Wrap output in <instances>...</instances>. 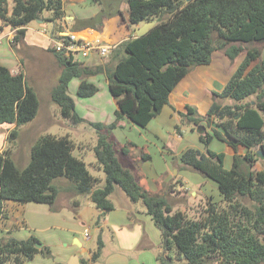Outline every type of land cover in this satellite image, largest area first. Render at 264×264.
Instances as JSON below:
<instances>
[{"label":"trees","instance_id":"obj_1","mask_svg":"<svg viewBox=\"0 0 264 264\" xmlns=\"http://www.w3.org/2000/svg\"><path fill=\"white\" fill-rule=\"evenodd\" d=\"M93 1L102 10L89 19H77L76 30L102 27L106 19L122 15L123 0ZM124 1L129 7L130 25L142 26L154 20L157 25L142 37L134 31L112 52L108 64L92 67L73 63L50 50L62 67L51 98L62 116L73 123L84 119L69 94L72 81L81 80L79 98L99 93V86L90 77L103 75L108 81L117 105L115 120L93 124L97 132L94 153L106 175L105 185L96 187L100 180L90 174L83 160L74 156V143L69 137L45 135L35 140L24 169L17 166L12 147L8 146L0 153V221L7 201L47 204L55 210L63 189L75 197H89L101 211L97 221L100 224L115 209L111 198L116 189H121L130 201L143 203L161 230V264H176L172 257L175 252L188 264H264V171L252 170L254 161L262 159L259 153L264 154V60H260L259 49L237 45L264 44V0ZM45 11L52 14L50 22L55 24V31L63 29L57 22L66 16L64 0H0V21L15 30L11 44L16 52L24 43L27 26L41 20ZM218 51H225L230 60L244 52L246 55L223 90L214 92L206 116L191 105L178 112L183 123L198 129L205 145V152L187 150L181 162L186 169L214 181L222 196L220 203H209L203 216L192 218L183 211H174L165 196L155 195L141 185L134 172L121 162L111 135L124 120L147 128L170 104L179 83L194 68L211 65ZM252 97L255 100L246 102ZM224 100L234 105H224ZM39 112V97L25 73L13 74L0 63V126L16 125L9 133V145L19 139L21 128L33 122ZM214 139L234 150L231 168L225 165L224 153L210 149ZM121 152L128 155L129 148ZM58 179H64L67 186L56 185ZM72 206L76 209L80 202L73 200ZM38 243L35 236L26 240L0 238V264H26L36 255L51 257V249L37 248ZM103 248L101 237L91 260L81 264L98 261Z\"/></svg>","mask_w":264,"mask_h":264},{"label":"rangeland","instance_id":"obj_2","mask_svg":"<svg viewBox=\"0 0 264 264\" xmlns=\"http://www.w3.org/2000/svg\"><path fill=\"white\" fill-rule=\"evenodd\" d=\"M72 4L73 5H71L70 3L65 4V8L69 15L76 17V24L78 21L77 19L85 17L89 19L102 10V7L99 6L93 0H77L76 3ZM68 6H70V8ZM120 9L122 11H126L128 9V4L126 3V1H121ZM46 14L50 15L51 13L49 11H45L44 15ZM33 25L39 26L38 23H33ZM0 28L1 33L3 27ZM47 29H52V23L47 24ZM75 31L76 26L72 27L69 32L75 33ZM82 37L88 39L84 36ZM213 38L216 41L217 35L214 34ZM110 45L114 46L115 44ZM237 45H241L245 49H259L262 53V57L260 60H264V44L255 43ZM245 55L246 52L242 53L238 59L230 60L225 55V51H218L213 56L212 64L213 69L219 70V74L217 75L215 73V70H213L211 67L208 69V72L211 74L212 77H216L219 81L227 84L228 80L231 78L237 66H239V64L244 59ZM41 56H43L44 59H35L27 67V71H23L26 75L28 84L33 87L37 92V95L40 100V112L38 117L33 122L28 123L27 125L21 128L20 138L16 141L11 142V144L9 145V147H12V150L15 152L14 156L15 158H17V166L20 169H24L29 164L32 144L41 136L52 135L58 138L69 137V139H71L74 143V156L83 160L86 163L90 174L100 180V184L98 183L96 187H103L105 185L106 175L104 173L103 168L98 164L94 153V148L97 145V132L93 127V124H107L106 122H108V119L110 117H112V120L109 123H112L115 120V111L117 109V105L114 101V98L112 97L109 91L108 85L105 83L106 78L104 76L98 77L96 84L99 86L100 91L95 97L91 98L78 97L77 90L81 80H74L73 84L71 85V89H69V94L76 100L77 113L84 119L82 123L75 124L69 119L64 118L61 114L60 108L52 101V91L58 84V79L53 80L51 78V75L56 73V70L54 65H52V59L50 58V56L49 58H47V56L38 55V57ZM92 56L93 54L88 59L84 60L86 65L87 62L89 63L91 61V59L93 58ZM110 57L111 56L102 59V65L108 64L107 62H110L111 60ZM46 58L47 63L45 60ZM97 58L99 59L100 57ZM199 67L194 68L189 73V75H195V69ZM199 70L206 69L199 68ZM206 73H203V75H205ZM210 82L216 83V81ZM217 85H220L222 87L224 86L216 83L214 87H220ZM75 89L76 91H74ZM252 100H255V98H249L246 102ZM212 101H214V92ZM222 104L234 105V102L231 100H224L222 101ZM125 121L130 123V121L128 120ZM178 125L180 127L179 130L177 129L178 134H180L179 132L183 133V131H185L184 135L188 136L191 135V133L193 132L192 130L199 132L197 128L194 129L193 126L183 123L182 119H180ZM14 126L16 125H12L10 127L13 128ZM125 129L126 130L124 132H121V134L125 135L126 137H128V139H131L133 141H140L139 139H141V136L138 132L133 131L130 127H127ZM166 138L170 140L171 136L166 134ZM113 140L114 136L111 137V141ZM214 141L220 140L214 139L212 141V148H210L211 150L219 148V146H221V144L217 142L215 143L216 145L213 146ZM128 148L131 150L130 153L133 154L134 158H143V156H140L142 155V152L139 148L136 149L132 148L131 146H128ZM118 149L120 148L118 147ZM157 156L159 157V155ZM227 167L230 168L231 166L227 164ZM252 170H254L255 172L264 171L263 158L258 161H254V166ZM193 172L194 171L186 175V185L182 184V178H180L181 182L174 181V183L162 190V192L164 193L163 196L167 198L174 211H183L185 213H188V215L192 218H199L205 214V210H207L209 203H220V200H222V198H219L215 191H213L210 195H206L205 197H202V194L200 193L196 194L198 192L199 185L205 184L203 185V187L207 188L208 185H206V181L203 179V174L199 172ZM141 181L143 185H146V181L148 180L144 179ZM55 184H58L61 187L67 186V182L64 179L56 180ZM157 184L162 185L160 181L157 182ZM209 184L215 185L216 183L210 180ZM185 187L192 191L193 195L196 194V196H192L190 192L184 191L186 189ZM120 193L124 196V198L128 199L126 194L121 189ZM62 196H67V194L64 193L63 189L59 197V202H62ZM129 202L130 204H132V206H135V203L130 201V199ZM113 203L116 207H123V201L121 198H118L117 200L113 199ZM244 203L248 204L250 203V201L244 200ZM27 204H30V206L27 210L26 221L28 220L29 223H38V226L42 227H40L41 230L35 231L36 228L25 225L18 230L15 236L16 239L26 240L29 239L30 236H35L40 241V243L38 244H41L42 247H49L52 252L51 257H45L43 255L39 256L31 264H56L61 262L64 259V256L68 259L69 263L73 257V255H70L72 252L80 253V261H90L95 251H97V248L99 246V239L102 236L104 248L100 259L96 261L95 264H161L159 259L164 254V249L162 246V232L154 224L153 221L150 222L151 227L149 228V230H147V232L150 231V235L152 237V245L143 242L132 250L123 251L121 249V246L118 245L114 230H112L107 225H105L103 229L99 227L100 224H98L97 221L101 214V211L96 207L92 200L88 199L86 196L82 197V204L80 205V207L74 209V212L71 213L70 219H65L61 216L55 223H53V220L48 219V216L47 218L43 217H45V214L49 215L47 213L48 211L52 213L58 212L60 214L62 212V209L59 210V208L56 207V209L54 210V208H52L51 206L41 203L31 202ZM105 221L106 220H103V223H105ZM69 229L75 230V233H69ZM87 229L89 230V239H86L85 237V232ZM76 237L81 240L83 248L80 246L79 243L75 241ZM0 238H2L3 240H7L6 237ZM148 245H150V247H148ZM119 256H123V258H126L127 262L117 263V258ZM172 257L173 261L176 264H188L187 261L179 257L176 252L172 255Z\"/></svg>","mask_w":264,"mask_h":264},{"label":"crops","instance_id":"obj_3","mask_svg":"<svg viewBox=\"0 0 264 264\" xmlns=\"http://www.w3.org/2000/svg\"><path fill=\"white\" fill-rule=\"evenodd\" d=\"M64 2L65 4L70 3L71 5H73L72 3H76L77 0H64ZM68 7L70 8V6ZM128 14L129 7L126 11H122V15H116L106 19L102 27L94 26L92 28H82L76 30L75 33L95 42L100 41L104 44L110 43L115 44V46H119L122 42L130 39L133 36L134 31L136 32V29L139 27L129 24L127 19ZM51 17V14L43 15L41 20L34 21L27 26V33L24 43L17 47L18 52L13 49L11 44L15 37V30H13L9 26H4L2 21H0V27H3L2 32L0 33V63L9 68L13 74H19L22 71L26 72L27 67L35 59H44L43 56L38 57V55H44L47 56V58H49L50 56V58L52 59V65H54L56 70V73L51 75V78L53 80H59L62 72V67L55 55L50 52V50L53 49V34H57L54 32H69L70 29L76 24V17L69 15L66 11L65 18L57 22V24L63 28L60 31H55V24L50 22ZM86 19L88 18L85 17L81 18L80 20ZM33 23H38L39 26H34ZM48 23H52L51 30L47 29ZM92 57L93 58L91 59V61L89 63L87 62L89 66L93 67L102 65V59H98V55L93 54ZM47 58L45 59L46 63ZM210 67L213 69V64L208 67H199L205 68L206 70H199V68H197L194 72L195 75L190 74L184 80H182L176 87L174 92L171 94L170 104L164 107L162 113L158 115L154 120H152L147 128H140L133 123H128L124 120L121 123V127L114 130L111 135V137L114 136L113 142L115 143L116 150H119L118 156L121 162L127 168L131 169L134 172L137 180L146 190L155 195L163 196L164 193L162 192V190L174 183V181L181 182L180 178H182V184H187L186 175L192 171L186 169L181 162V157L187 150L195 148L202 152H205V147L200 141L199 132L192 130L193 132L188 136L184 135L185 131H183V133L179 132L180 134H178L177 127L179 126L178 123L181 119V117L178 115V112L184 111L187 105H191L197 108L201 116H206L211 105L213 104V92H221L225 87L226 83L219 81L216 77H212L208 72V69ZM213 70H215V73L217 75L219 74V70ZM203 73L206 74L203 75ZM100 76L103 77V75ZM98 77L99 76L90 77L89 80L92 83H96ZM210 81H216V83L224 86L222 87L220 85H217L220 87L215 88L214 85L216 83H212ZM73 82L74 80L72 81L71 85L73 84ZM105 83L108 85L107 79H105ZM74 91H76V89ZM72 98L74 99V97ZM111 120L112 117H110L108 119V122L106 123L110 124L109 122ZM10 126L12 125L6 124L0 126V153L8 148L9 133L16 128V126H14L13 128ZM127 127H130L133 131H136L140 134L141 139H139V142L128 139V137L121 134V132H124L126 130L125 128ZM140 129H142L143 131ZM209 131H211V129H209ZM166 134L171 136L170 140L166 138ZM216 142L221 144V146L212 150L217 153H224L226 156V167L227 164L232 167L235 156L234 150L226 143L220 141H214L213 146L216 145ZM128 146L136 149L139 148L142 152V155L140 156H150V158H148L147 160H144L143 158L141 159L140 157L134 158L133 154L130 153V149L129 154L125 155L121 151L122 148ZM118 147L120 149H118ZM244 152V150H241L242 154H244ZM14 155L15 152L13 151V157L16 161L17 158H15ZM157 155H159V157ZM144 179L148 180L146 181V185H143L141 181ZM203 179L206 181V185H208V188L203 187V185L205 184L199 185L200 188L198 187V192L196 194L200 193L202 194V197H205L206 195H210L213 191H215L217 196L219 198H222L217 184L210 185V179L206 177H204ZM159 181L162 185L157 184V182ZM185 188L186 189L184 191H188L192 196H196V194L193 195L192 191H190L187 187ZM82 197L83 196L75 197L74 194L71 193L67 194V196H62V202H59L60 198H58L56 207H58L59 210L62 209V212L59 214L58 212L52 213L48 211L47 213L49 215L45 214V217L43 218H47L48 216V219L53 220V223H55L61 216L65 219H70L71 213L74 212V208L72 206L73 200H78L81 205ZM87 198L90 199L89 197ZM118 198L122 199L123 207L121 208L115 206V209L113 211L108 213L106 217L102 218L99 227L103 229L104 226L107 225L112 230H114L118 245L121 246V249L123 251L132 250L143 242L152 245V237L150 235V231H148V233L147 230H149V228L151 227L150 222H152L153 219L147 213L146 208H144L145 206L143 204H139L141 202L135 203V206H132V204H130L129 202V198H124V196L120 193V189H116L111 199L113 201V199L117 200ZM29 206L30 204L25 205L14 201H7L5 203L4 217L0 221V237L16 238L15 236L18 230L25 225L36 228L35 231L41 230L40 227L42 226H38V223H34L33 221V223H29L28 220L26 221V214ZM103 220H106L105 223H103ZM69 233L74 234L75 230L69 229ZM89 238L86 237V239ZM75 241L79 243L83 248V244L79 238L76 237ZM148 247H150V245H148ZM70 255L78 256L80 259L79 252H72ZM39 256L42 255H36L33 260L28 261L26 264H31ZM123 262H127L126 258H123V256H119L117 258V263ZM56 264H68V259L64 256V259ZM90 264H95V262H92Z\"/></svg>","mask_w":264,"mask_h":264},{"label":"built area","instance_id":"obj_4","mask_svg":"<svg viewBox=\"0 0 264 264\" xmlns=\"http://www.w3.org/2000/svg\"><path fill=\"white\" fill-rule=\"evenodd\" d=\"M53 49L70 62L84 63L92 54L98 55L101 59L109 57L116 46L85 39L77 33L66 32L53 34ZM85 236L89 238L88 230Z\"/></svg>","mask_w":264,"mask_h":264},{"label":"water","instance_id":"obj_5","mask_svg":"<svg viewBox=\"0 0 264 264\" xmlns=\"http://www.w3.org/2000/svg\"><path fill=\"white\" fill-rule=\"evenodd\" d=\"M187 1L191 2L192 0H187ZM156 25H157V21L154 20V21H151V22H147V23L143 24L142 26H139L136 29V36L137 37L145 36ZM259 155H261V157L264 158V154L262 152H260ZM36 247L37 248H42V245L41 244H37ZM68 264H81V261H80L78 256H73Z\"/></svg>","mask_w":264,"mask_h":264},{"label":"clouds","instance_id":"obj_6","mask_svg":"<svg viewBox=\"0 0 264 264\" xmlns=\"http://www.w3.org/2000/svg\"><path fill=\"white\" fill-rule=\"evenodd\" d=\"M85 63V62H84ZM87 231V230H86ZM89 231V230H88Z\"/></svg>","mask_w":264,"mask_h":264}]
</instances>
